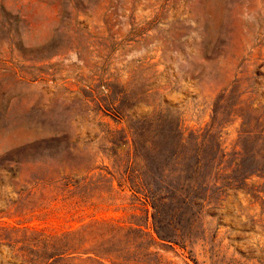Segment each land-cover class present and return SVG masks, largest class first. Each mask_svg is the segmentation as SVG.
I'll list each match as a JSON object with an SVG mask.
<instances>
[{"label": "rangeland", "instance_id": "1", "mask_svg": "<svg viewBox=\"0 0 264 264\" xmlns=\"http://www.w3.org/2000/svg\"><path fill=\"white\" fill-rule=\"evenodd\" d=\"M0 264H264V0H0Z\"/></svg>", "mask_w": 264, "mask_h": 264}]
</instances>
